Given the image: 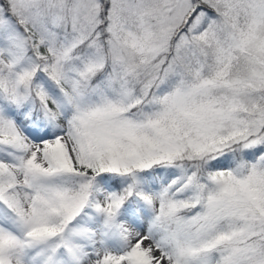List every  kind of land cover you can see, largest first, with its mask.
Instances as JSON below:
<instances>
[{"label": "rangeland", "instance_id": "1", "mask_svg": "<svg viewBox=\"0 0 264 264\" xmlns=\"http://www.w3.org/2000/svg\"><path fill=\"white\" fill-rule=\"evenodd\" d=\"M107 2L104 20L101 0H9L19 21L36 26L35 42L12 36V20L0 5V99L7 91L17 96L21 74L31 66L22 50L49 52L50 64L60 68L68 45L85 43L56 90L36 82L49 98L46 124L21 123L0 105V264H210L192 240L221 216L233 212L250 233L264 230L263 169L210 177L205 207L185 220L174 215V201L160 187L138 211L122 205L100 175L104 160L117 172L134 162L195 165L225 147L264 142V0ZM198 3L208 8L195 9ZM206 9L211 18L200 28ZM54 16L61 19L55 29L48 27ZM173 40L199 52L203 74L176 49L167 54ZM99 66L108 80L122 69L131 79L147 71L139 100L133 86L129 91L130 110L102 87L77 91V70ZM164 76L168 85L159 84ZM68 169L84 175L91 192L76 199L58 177ZM236 202L251 211L231 209ZM232 246L229 264L264 260L255 241Z\"/></svg>", "mask_w": 264, "mask_h": 264}, {"label": "trees", "instance_id": "2", "mask_svg": "<svg viewBox=\"0 0 264 264\" xmlns=\"http://www.w3.org/2000/svg\"><path fill=\"white\" fill-rule=\"evenodd\" d=\"M192 1L195 2L196 0ZM8 2L9 0H0V5L2 12L12 20V36L17 35L20 36V38H24V35H27L29 42H35L36 26L30 25L26 21H19L15 14L8 9ZM100 6L101 17L105 20L106 17L104 14L108 7L107 0H101ZM196 8L208 7L198 3L195 6V9ZM195 9L187 16V19H191ZM206 10L208 15L204 16L200 28L211 18L210 11L212 10ZM54 17L52 21L55 25L48 27L55 29V27L58 26L56 22L61 23V19H58L57 16ZM199 29L196 30V32L199 31ZM175 42V40L171 42L170 50L167 54L173 55V50L176 49V54L178 56L184 54L192 58L189 66L191 69H196L201 72L198 67L200 61H202L199 52H195L185 45L177 46ZM84 44L85 43L82 42L79 45H68L60 68H54L53 65L50 64L51 54L49 52L28 53L22 50L23 53L30 54L33 64L31 63V66L21 74L17 96L12 98L9 96V91H7V94L0 99L1 108L21 123L34 120L39 125L46 124L45 117L48 112H45L47 107L45 103L49 98L48 96H41V90H39L36 82L39 79L46 89H50V91L56 90L57 86H59L57 81L58 83L61 82L59 79L63 77V74L68 73V68L73 66V64L71 65V56L77 54V57H79ZM77 61L76 58L73 63ZM77 71L78 72L75 74V86L77 91L82 94H89V91H91L94 86H97L98 89L102 87L107 90V95L119 100L127 111L130 110L129 105L131 101L127 97L130 89H132L131 87H134V98L137 101L141 95L140 88L146 84L145 73L147 71L137 70L135 79H131L125 69L118 70L115 80L107 79L105 68L102 66L97 67L95 70L81 68ZM177 72L178 71H176V73ZM172 76V80L176 81V83L180 81L178 74L174 75V73H172ZM133 81H136V83H133ZM169 81L170 77L164 76L159 84L168 85ZM150 82L155 83L156 79L152 78ZM262 158H264V142L251 147H225L221 153H217L206 160H200L195 165L165 162L151 163L147 166L139 167V162H134L126 165L122 170L117 172L109 168L108 161L104 160L100 175L109 181L111 186L116 190L115 193L123 197L122 205L131 206L135 210L138 209V211L142 209L141 200L151 196V194L155 192V189L160 187L159 192L166 191L174 201V215H178L181 220H185L189 216L195 214V211H200L205 207L207 198L213 193L209 182L210 177L227 180L237 176L238 172H247L250 167L264 170V161H261ZM65 171L61 172L58 177L64 181L63 184H65L66 189L75 196V198H79L80 195H83L87 191L91 192V187L86 183L84 175H79L69 169ZM3 202L4 200L0 198V204ZM230 208L239 212L251 211L249 208H247L246 211L245 204L239 202L230 204ZM193 227L194 226L190 228L192 233ZM241 229L245 230L244 234L247 237L240 241H233L232 238L234 234ZM192 241L195 244L198 254L200 253L208 257L210 264H229L233 255L232 245L235 243H238L242 247H248L251 242L255 241L263 245L262 247L264 248V230L260 231L258 234L250 233L247 228V221L245 219H239V215L230 212L218 218L203 237H200V239L193 237ZM261 261L262 262L253 263L252 257H250L249 259H239L235 264H261L264 262V260Z\"/></svg>", "mask_w": 264, "mask_h": 264}]
</instances>
